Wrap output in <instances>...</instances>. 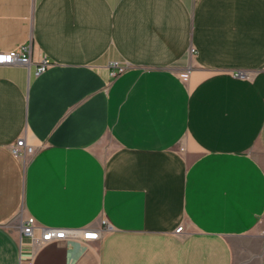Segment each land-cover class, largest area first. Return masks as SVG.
Listing matches in <instances>:
<instances>
[{"label":"crops","instance_id":"crops-1","mask_svg":"<svg viewBox=\"0 0 264 264\" xmlns=\"http://www.w3.org/2000/svg\"><path fill=\"white\" fill-rule=\"evenodd\" d=\"M23 45L0 65V264H264V0H0V51ZM27 217L112 229L32 246Z\"/></svg>","mask_w":264,"mask_h":264},{"label":"built area","instance_id":"built-area-1","mask_svg":"<svg viewBox=\"0 0 264 264\" xmlns=\"http://www.w3.org/2000/svg\"><path fill=\"white\" fill-rule=\"evenodd\" d=\"M194 48H190V52H194ZM31 62V51L29 45H23L16 49H11L8 51H0V65H29ZM50 65L49 60L46 57H41L38 61L35 69V73L39 74L44 71ZM125 64L119 62H111L109 65L110 76L115 77L125 70ZM235 76L243 77L244 73L242 71L234 72ZM186 76H183L185 79ZM11 151L15 155H26L34 152L32 146L27 145L23 138H18L14 145L11 147ZM112 227L107 224L105 219L102 220V226L98 229L92 230H82V229H64L55 228L49 226L37 225L33 217H27L21 225V233L27 237L32 246H40L44 243L63 239L67 236H77L81 235L84 241L96 240L100 237L103 231L111 230ZM182 230V226H178L176 231ZM24 264H33V252L25 256Z\"/></svg>","mask_w":264,"mask_h":264}]
</instances>
